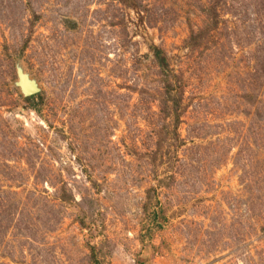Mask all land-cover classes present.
Wrapping results in <instances>:
<instances>
[{"label": "rangeland", "instance_id": "1", "mask_svg": "<svg viewBox=\"0 0 264 264\" xmlns=\"http://www.w3.org/2000/svg\"><path fill=\"white\" fill-rule=\"evenodd\" d=\"M0 264H264V0H0Z\"/></svg>", "mask_w": 264, "mask_h": 264}, {"label": "trees", "instance_id": "2", "mask_svg": "<svg viewBox=\"0 0 264 264\" xmlns=\"http://www.w3.org/2000/svg\"><path fill=\"white\" fill-rule=\"evenodd\" d=\"M152 57L157 65V67L160 70H163L164 72H166L167 69V65L164 59V56L162 55L161 51L156 50V49H152Z\"/></svg>", "mask_w": 264, "mask_h": 264}, {"label": "water", "instance_id": "3", "mask_svg": "<svg viewBox=\"0 0 264 264\" xmlns=\"http://www.w3.org/2000/svg\"><path fill=\"white\" fill-rule=\"evenodd\" d=\"M20 83H21V82H20ZM19 87H20V90H21L22 95H24V96H26V97L32 96L33 94L36 93V90H35L34 87L31 86V85H30V88H29L28 91H27V90H26V91L22 90V87H21V86H19Z\"/></svg>", "mask_w": 264, "mask_h": 264}, {"label": "bare ground", "instance_id": "4", "mask_svg": "<svg viewBox=\"0 0 264 264\" xmlns=\"http://www.w3.org/2000/svg\"><path fill=\"white\" fill-rule=\"evenodd\" d=\"M24 82H26L27 83V81L26 80H21V83H20V86L22 87V90H24V88H23V86H22V84L24 83ZM25 91V90H24Z\"/></svg>", "mask_w": 264, "mask_h": 264}]
</instances>
